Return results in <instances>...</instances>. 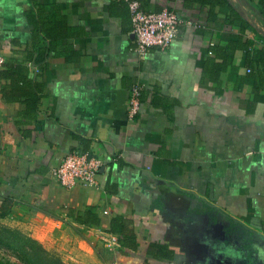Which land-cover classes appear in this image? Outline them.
Returning <instances> with one entry per match:
<instances>
[{"label":"crops","instance_id":"0c3cea01","mask_svg":"<svg viewBox=\"0 0 264 264\" xmlns=\"http://www.w3.org/2000/svg\"><path fill=\"white\" fill-rule=\"evenodd\" d=\"M138 1L183 19L166 49L136 51L124 0H0L5 62L24 60L43 83L33 112L0 92V204L13 210L0 219L66 216L78 231L53 220L50 235L70 264H264V67L249 64L264 48V0ZM28 43L43 60H26ZM78 146L103 169L62 186L53 169ZM88 205L98 224L76 221ZM118 215L135 249L108 232Z\"/></svg>","mask_w":264,"mask_h":264},{"label":"built area","instance_id":"2783aa9c","mask_svg":"<svg viewBox=\"0 0 264 264\" xmlns=\"http://www.w3.org/2000/svg\"><path fill=\"white\" fill-rule=\"evenodd\" d=\"M129 8L132 32L136 38L135 49L144 54L148 48L166 49L174 39L183 19L174 11L163 8L159 11H146L138 0H124ZM5 56L0 50V68ZM249 72L250 68H246ZM142 88L134 83L129 92L128 113L134 117L140 107ZM103 167L102 161L89 150L78 146L68 151L53 169L55 179L65 187L76 183L94 184Z\"/></svg>","mask_w":264,"mask_h":264},{"label":"trees","instance_id":"16d2710c","mask_svg":"<svg viewBox=\"0 0 264 264\" xmlns=\"http://www.w3.org/2000/svg\"><path fill=\"white\" fill-rule=\"evenodd\" d=\"M46 35H49L45 31ZM35 46L30 43L26 44V60L34 63L43 60L40 51L33 58V51ZM24 61V60H23ZM21 60L8 59L4 64V68L0 70V80L4 81L0 86L2 97L7 101L22 100L26 105V112H33L36 110L40 97L42 95L43 83L36 81L34 75H31V70L23 64ZM250 66L264 67V48L257 50L256 59L251 60ZM251 71V67H250ZM33 72V71H32ZM13 215L12 202L5 198L0 204V218L6 215ZM76 221L84 224H98L99 218L96 214V206L88 205L81 213L78 212L75 216ZM108 232L117 233L120 235L121 247L129 249L136 248V239L131 220L126 216H115L110 222ZM123 250L121 249L120 252ZM35 253V252H34ZM148 253L153 254L156 258H170L172 253L166 249L165 246L159 244H152L148 248ZM32 264H51L45 262L39 257H35L31 261ZM53 264H66L57 259Z\"/></svg>","mask_w":264,"mask_h":264},{"label":"rangeland","instance_id":"374dc122","mask_svg":"<svg viewBox=\"0 0 264 264\" xmlns=\"http://www.w3.org/2000/svg\"><path fill=\"white\" fill-rule=\"evenodd\" d=\"M28 215L25 220L0 219V264H32L35 257L51 264L57 259L70 264L50 235L55 231L53 220L61 222L64 229L70 226L72 230L78 231L68 218L37 211Z\"/></svg>","mask_w":264,"mask_h":264},{"label":"water","instance_id":"95a60500","mask_svg":"<svg viewBox=\"0 0 264 264\" xmlns=\"http://www.w3.org/2000/svg\"><path fill=\"white\" fill-rule=\"evenodd\" d=\"M103 168H101V171H102Z\"/></svg>","mask_w":264,"mask_h":264}]
</instances>
